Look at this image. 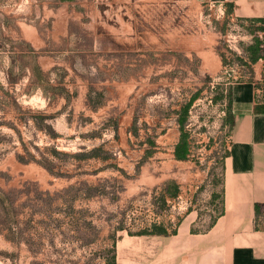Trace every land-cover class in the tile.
Listing matches in <instances>:
<instances>
[{
    "label": "rangeland",
    "instance_id": "1",
    "mask_svg": "<svg viewBox=\"0 0 264 264\" xmlns=\"http://www.w3.org/2000/svg\"><path fill=\"white\" fill-rule=\"evenodd\" d=\"M237 32L200 0H0V264H106L122 234L164 222L147 187L190 163L143 141L198 93L186 129L210 171L206 98L248 70Z\"/></svg>",
    "mask_w": 264,
    "mask_h": 264
},
{
    "label": "crops",
    "instance_id": "2",
    "mask_svg": "<svg viewBox=\"0 0 264 264\" xmlns=\"http://www.w3.org/2000/svg\"><path fill=\"white\" fill-rule=\"evenodd\" d=\"M200 1L220 12L232 6L228 15L233 20L259 19L264 28V0ZM245 40V44L252 43V35L246 33ZM246 74V79L234 81L228 88L231 141L226 145L205 135V145L199 148L210 158V171L191 161L194 142L187 121L184 131L189 137L182 138V108L176 111L172 128L143 141L145 158L165 154L172 164L190 163L185 164L190 170L174 172V176L184 175V181L168 180L161 187L157 183L147 187L161 188L160 193L155 192V200L167 218L136 234H122L116 244L117 264H264V41L262 56ZM176 150L188 153L189 158L178 159ZM180 199L189 207L175 224V216L181 213ZM154 227L166 232L139 234Z\"/></svg>",
    "mask_w": 264,
    "mask_h": 264
},
{
    "label": "built area",
    "instance_id": "3",
    "mask_svg": "<svg viewBox=\"0 0 264 264\" xmlns=\"http://www.w3.org/2000/svg\"><path fill=\"white\" fill-rule=\"evenodd\" d=\"M236 23L238 25V32L230 35L231 38L233 39L234 43H235L234 47L236 50L233 49L232 47H231V49L233 51L235 50L237 55L243 56L244 50L240 45L237 46V44H240L239 41L242 40V35L246 34V30H245V26L244 25L242 26L239 21H236ZM244 23L246 25L248 24L247 21H244ZM256 25L260 26V25H262V23L260 21H258V22H256ZM257 33L261 38L264 37V31L263 30H258ZM240 49H242V51H240ZM243 66H245V65H243ZM247 77H248V75L246 74L245 77L241 76L240 78H237L235 81L244 80ZM233 82L234 81L228 83V87L224 91L222 98H216L215 99L214 93L206 98V100L208 102L207 106L209 107V111H206V113L209 114L208 118H211L212 115L215 116V114H216L215 119L212 122V124H213L214 128H216L218 130L217 134L211 133L208 130H207V132L209 133L210 137H215V139H217V141L224 142L226 145H228V143L231 141L232 131H233V125L227 120L228 108H229V104H230L228 88ZM202 100H203L202 97H197L194 100L192 106L190 107L189 116H188V120H187V128H189L190 125L192 124V118L195 116L194 111L196 110V108H198L201 105ZM206 121L207 120L205 119V123H203L204 126H207ZM208 128H209V125H208ZM178 207L181 210L180 212H182V211L185 212L189 207V203L180 199Z\"/></svg>",
    "mask_w": 264,
    "mask_h": 264
},
{
    "label": "trees",
    "instance_id": "4",
    "mask_svg": "<svg viewBox=\"0 0 264 264\" xmlns=\"http://www.w3.org/2000/svg\"><path fill=\"white\" fill-rule=\"evenodd\" d=\"M231 10H232V6L231 8H228L226 10L227 14ZM244 21H247L248 24L246 25ZM258 21L260 20L255 19V18H247V19L239 20L241 25L245 26L246 33L251 34L253 38V42L250 44L240 43V46L243 48L244 52L246 53V56L237 55L240 58L242 64L246 65L248 68H250L251 65L255 63L262 56V53H263V41H264L263 39L264 38H261L257 32L258 30H264V28H263V25H260V26L256 25V22ZM222 58L226 62L225 55H222ZM197 97H198V93L194 94L192 98L190 99V101L187 104H185L182 108V117H180V124H181L180 128L182 130V138L184 137L187 139L189 137V134L185 132L184 129H185L186 121L188 120L189 109ZM227 120L229 121V118H227ZM176 157L181 160H186L189 158L188 153L182 154V153H179L177 150H176ZM161 232H166V231H163L162 229L158 227H154L151 230L143 229L139 232V234H155V233H161ZM173 232H176V230H174ZM106 264H117L116 250L115 251L113 250V255L107 258Z\"/></svg>",
    "mask_w": 264,
    "mask_h": 264
}]
</instances>
